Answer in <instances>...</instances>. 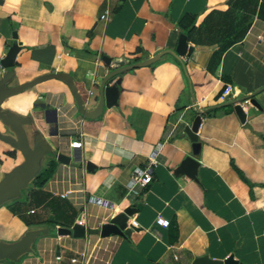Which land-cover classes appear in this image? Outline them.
<instances>
[{"label":"crops","instance_id":"0c3cea01","mask_svg":"<svg viewBox=\"0 0 264 264\" xmlns=\"http://www.w3.org/2000/svg\"><path fill=\"white\" fill-rule=\"evenodd\" d=\"M181 39L185 54L177 52ZM15 44V65L5 67ZM104 55L128 63L116 70ZM108 77L119 89L113 105L101 91ZM28 83L0 99L30 145L0 116V186L30 177L0 200V246L27 241L0 264H81L72 259L100 236L60 234L65 219L96 229L131 205L129 223L138 226L108 238L110 264L231 256L264 264V0H0V96ZM228 84L245 121L220 99ZM48 107L59 121L47 119ZM199 113L193 174L181 167L194 153L185 128ZM147 167L153 180L135 186L134 170ZM68 190L74 196L61 197ZM83 195L108 204L89 202L82 212ZM160 215L169 227L157 224Z\"/></svg>","mask_w":264,"mask_h":264},{"label":"water","instance_id":"95a60500","mask_svg":"<svg viewBox=\"0 0 264 264\" xmlns=\"http://www.w3.org/2000/svg\"><path fill=\"white\" fill-rule=\"evenodd\" d=\"M19 50H20V48H19L18 44L13 45L11 47V49L9 50L7 56L2 59V64L5 67L14 66L15 65V58H16ZM190 50H192V49H190ZM186 51H187V44H186L184 39H181L179 46L177 48V52L179 54H185ZM103 61L107 65L112 66L116 70L125 66L128 63V60L125 58L112 59L108 55L103 56ZM108 79H110V77H108L104 81V83L102 84L101 91L103 92L104 103H106L107 105H113V104H116L118 102L119 89L117 86H111V85L107 84ZM30 85H31V83H28L27 85H24L22 87L12 89V90L4 93L3 95H1L0 99L3 98L4 96L8 95L9 93L20 91V90H22V89H24ZM250 100L255 105L261 107L259 101L255 97L251 98ZM240 101H241L240 99H236L233 101H227V102L223 103V105L235 103L236 112L238 113L241 120L245 121L247 115H246V112H245L243 106L241 105ZM58 114L59 113H58V110L56 108L48 107V109H46V116H47L48 120H52L51 115H53L54 116L53 120H55L56 122L59 121ZM0 116L4 120L9 122L11 125L15 126L17 129H19L23 133V135L25 137L27 149L30 151V145H29L25 130L22 128V126L16 124L12 119H10L9 117H7L5 114H3L1 112H0ZM202 121H203V117H202L201 113H199L197 115V117L195 118V120L193 121V123L191 125H187L185 128V134H187L191 138V140H193V142H194V153L189 154L184 159L183 165L181 168H182V170H189L193 174L196 173L197 167L200 164V161H199V159L196 158L195 154H198L197 148L201 147V143L199 142L198 132H199L200 126L202 124ZM55 134H57V131H55ZM71 158H72L71 155H68L66 153H59L58 154V160L63 162V163H69L71 161ZM89 165H91V162L89 163ZM35 166H36V160L34 159L33 173L35 172ZM29 178L30 177H27V178L19 181L18 183H15V184L8 186V187L0 186V200L4 196L14 192L17 188L24 185ZM136 211H137L136 205L128 206L125 209H123L121 212H119L117 215L113 216L109 221L103 223L101 227L96 228V229H92L91 232L94 234H101V236H111V235H117V236H123V237L128 236V235H130L131 231L134 229V225H130L128 227L129 218ZM50 219L55 220V217L51 216ZM58 232L60 234H71V233H73V235L75 237L80 238V237L85 236V226L80 224L79 222L75 223L74 225H67L64 223L63 225L61 224V227H59ZM25 249H27V241L24 243V245H22L21 247L15 248V249H7V248L0 246V256L11 255V254L15 253L16 251L25 250ZM195 264H245V263L240 262L239 260H237L233 256H231L228 259H226L225 261H216V260L208 259L206 257H200L196 260Z\"/></svg>","mask_w":264,"mask_h":264},{"label":"built area","instance_id":"2783aa9c","mask_svg":"<svg viewBox=\"0 0 264 264\" xmlns=\"http://www.w3.org/2000/svg\"><path fill=\"white\" fill-rule=\"evenodd\" d=\"M232 85L228 84L225 89L223 90V92L220 95V99L223 102H226L230 99L229 93L232 90ZM245 101H249L248 99ZM74 146H81L82 145V141L78 140L73 142ZM153 180V173H152V169L151 167H147L145 169H141V168H136L133 172V183L134 185H141V186H146L147 184H149L151 181ZM132 191L134 193L138 192V190L136 188H133ZM73 195V191L68 190L64 193H61V197L63 198H72ZM89 202H95L98 203L100 205H107L108 202L106 200L100 199L94 195H83V200L81 201V210L82 212H85V208L87 207V204ZM35 210L32 209L31 212H34ZM80 224L85 226V237H89L90 235L94 234L91 232L92 229L89 223L87 221H85V219H80L78 221ZM157 224L165 226V227H169L171 224V220L169 218H166L162 215L158 216L156 219ZM130 225H135L138 226V222L136 220H133L132 224H128V227ZM102 226V225H101ZM100 226V227H101ZM99 228V227H97ZM100 236V240L97 243V247H95L94 249H88L86 251H84L83 253H81V257H74L72 260L74 262H80L81 264H110L111 261V257L112 254L114 252V244L115 241H111V238L113 236H117V235H111V236H101V234H97ZM108 239V242H106ZM113 243V244H112Z\"/></svg>","mask_w":264,"mask_h":264},{"label":"trees","instance_id":"16d2710c","mask_svg":"<svg viewBox=\"0 0 264 264\" xmlns=\"http://www.w3.org/2000/svg\"><path fill=\"white\" fill-rule=\"evenodd\" d=\"M193 18L196 20L197 19V16L196 15H193ZM52 174V168L51 169H46L44 170L41 175L39 176V179L38 181L40 182V184H43L44 182H46L48 180V178L51 176ZM242 176L244 177V175L242 174ZM245 178V177H244ZM247 182H249V180L247 178H245ZM21 218L24 219V217L21 216ZM25 222H27V224H30V222H28L26 219H24ZM47 221L48 222H51L49 220V218H47ZM67 224V223H65ZM67 225H71V224H67Z\"/></svg>","mask_w":264,"mask_h":264},{"label":"rangeland","instance_id":"374dc122","mask_svg":"<svg viewBox=\"0 0 264 264\" xmlns=\"http://www.w3.org/2000/svg\"><path fill=\"white\" fill-rule=\"evenodd\" d=\"M72 220H73L72 218H67V219H65V223L73 225ZM63 264H67V261L64 260Z\"/></svg>","mask_w":264,"mask_h":264}]
</instances>
